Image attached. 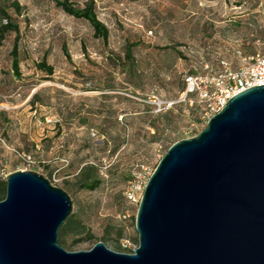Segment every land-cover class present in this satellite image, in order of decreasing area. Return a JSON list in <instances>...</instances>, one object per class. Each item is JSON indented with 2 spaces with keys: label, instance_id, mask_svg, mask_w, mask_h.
I'll return each instance as SVG.
<instances>
[{
  "label": "rangeland",
  "instance_id": "obj_1",
  "mask_svg": "<svg viewBox=\"0 0 264 264\" xmlns=\"http://www.w3.org/2000/svg\"><path fill=\"white\" fill-rule=\"evenodd\" d=\"M18 1L21 11H10L20 28V77L12 71L16 34L0 47V169L36 171L70 195L72 213L95 238L74 243L71 233L67 250L90 249L107 229L109 248L119 251L124 238L135 248L139 204L124 195L133 173L150 175L174 142L206 126L207 103L184 99L185 77L215 75L224 61L238 68L239 52L264 49V0H95L107 40L57 0ZM43 59L52 75L37 67ZM36 91L43 103L33 105ZM88 161L103 182L78 190Z\"/></svg>",
  "mask_w": 264,
  "mask_h": 264
},
{
  "label": "water",
  "instance_id": "obj_2",
  "mask_svg": "<svg viewBox=\"0 0 264 264\" xmlns=\"http://www.w3.org/2000/svg\"><path fill=\"white\" fill-rule=\"evenodd\" d=\"M6 180L0 264H264V84L166 150L138 205L131 253L103 241L65 249L58 237L70 195L33 170Z\"/></svg>",
  "mask_w": 264,
  "mask_h": 264
},
{
  "label": "trees",
  "instance_id": "obj_3",
  "mask_svg": "<svg viewBox=\"0 0 264 264\" xmlns=\"http://www.w3.org/2000/svg\"><path fill=\"white\" fill-rule=\"evenodd\" d=\"M56 4L58 7H61L66 13L69 15L84 18L88 20L94 28L95 35L98 37L107 40L109 38V29L102 22L96 11V1L95 0H88L84 6H76L71 0H57ZM10 8H13L16 12L21 11V4L18 0H0V47L3 44L4 40L6 39L7 35L11 32L16 34L14 39L13 48L11 51L12 55V71L15 76L20 77V49H19V38H20V28L18 23L13 19ZM130 50V49H129ZM127 56L131 57L130 51L127 52ZM37 67L45 71L47 74L52 75L54 72V68L52 65L48 64L45 59L41 60L37 63ZM194 95V94H192ZM40 91H36L31 99L30 102L33 105L37 103H43L40 99ZM1 102V101H0ZM4 111H0V114H4ZM8 120V119H7ZM1 171H4L1 169ZM133 177V176H132ZM103 182L102 176L100 174V167L97 163L94 162H86L79 170L78 174L76 175L74 186L78 190H88L92 191L97 189ZM6 188H7V180L6 177L0 174V200L4 199L6 196ZM136 219V217H134ZM60 238L58 242L63 247H72L73 243H68L66 240V236L73 233L74 243L79 242L81 240H92L95 238V235L86 226V224L81 220L79 217V213L74 212L72 213L66 222L60 228ZM109 230L107 229L105 235L101 240L103 242L109 236ZM120 236L123 235V229H120ZM137 245H139V237L137 239ZM126 248V247H125ZM123 247H119V251L133 252L134 248L125 249ZM66 249V248H65Z\"/></svg>",
  "mask_w": 264,
  "mask_h": 264
},
{
  "label": "built area",
  "instance_id": "obj_4",
  "mask_svg": "<svg viewBox=\"0 0 264 264\" xmlns=\"http://www.w3.org/2000/svg\"><path fill=\"white\" fill-rule=\"evenodd\" d=\"M239 56L245 64L238 68H232L229 62L224 61V69L215 75L190 73L185 77L184 99L196 94L201 101L206 102L204 117L207 121L221 111L234 95L250 87L264 84V49H258L250 55L239 52ZM143 168L145 167L143 166ZM0 174L3 175L1 169ZM150 175L146 176L143 170L133 173V177L124 191L126 200L134 204L140 203ZM122 244L123 247L131 248L129 238H124Z\"/></svg>",
  "mask_w": 264,
  "mask_h": 264
}]
</instances>
